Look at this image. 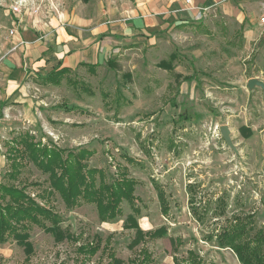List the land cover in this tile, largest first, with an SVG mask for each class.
Returning a JSON list of instances; mask_svg holds the SVG:
<instances>
[{"label": "rangeland", "instance_id": "obj_1", "mask_svg": "<svg viewBox=\"0 0 264 264\" xmlns=\"http://www.w3.org/2000/svg\"><path fill=\"white\" fill-rule=\"evenodd\" d=\"M99 1L0 0V207L12 187L23 206L49 212H35L45 227L11 221L18 234L0 243V264H174L190 253L200 264H241L206 240L236 220L264 231V41L239 47L240 30L217 13L137 34L138 45L45 83L48 61L37 67L26 52L49 43L51 20L96 14ZM45 150L58 154L53 164L77 160L95 187L132 179V203L109 221L84 199L65 208L40 165Z\"/></svg>", "mask_w": 264, "mask_h": 264}, {"label": "crops", "instance_id": "obj_2", "mask_svg": "<svg viewBox=\"0 0 264 264\" xmlns=\"http://www.w3.org/2000/svg\"><path fill=\"white\" fill-rule=\"evenodd\" d=\"M204 7L209 8L208 17L219 13L221 18L242 30L243 48L264 41V22L260 20L264 17V0H191L190 4L185 0H101L94 7L96 14L73 17L71 12L62 15L67 19L63 22L66 24L55 18L51 20L46 30L49 43L37 45V48L27 51L26 56L29 54L30 62L39 67L48 61L51 70L59 64L69 70L97 65L109 50L115 52L118 45L136 46L141 43L135 37L137 34L160 30L169 23H197L194 15ZM101 10L118 23L100 15ZM107 19L112 23L106 25ZM104 33L112 36L106 34L103 37ZM52 45L53 52L47 53L46 48Z\"/></svg>", "mask_w": 264, "mask_h": 264}, {"label": "trees", "instance_id": "obj_3", "mask_svg": "<svg viewBox=\"0 0 264 264\" xmlns=\"http://www.w3.org/2000/svg\"><path fill=\"white\" fill-rule=\"evenodd\" d=\"M203 33L207 34V32ZM238 42L239 47H242L244 43L242 30L239 32ZM65 71H68V68L61 67L59 64L57 68L52 69L45 75L43 80L47 84H58L62 77L60 75ZM185 79L190 80L191 78L186 77ZM40 157L41 160L46 159L40 165L44 172L48 173L50 185L53 191L60 196L65 208H73L81 203V199H84L86 202L95 203L97 216L100 221H109L115 219L120 213V204L123 200L130 204L132 203L136 185L132 179L125 180L122 178L121 180H115L110 185L100 183L98 187H95L93 182L88 183L85 180L84 175L80 171V166H78L79 162H76L77 160H75L77 166H74V162H62L60 160H58L57 164H53L52 157L59 159L58 154L52 153V157L50 158V153L47 150L42 151ZM56 170L60 171V173L58 174ZM94 173L95 170L93 169L87 170L89 177H92ZM151 182H154L160 211L163 215H167L168 203L165 200L164 192L157 185L156 181L151 180ZM191 188L192 186H189V189ZM3 191L9 195V198L4 208L0 207V243L4 242L7 236L18 234L11 221L17 224L29 221L40 227H45L35 212H39L42 216L49 215V212L41 210L39 207L23 206L21 190L3 187ZM188 203L193 207L194 201L191 196ZM132 210L138 212L136 207H132ZM192 214L197 220H202L195 210H192ZM236 221L231 227L221 230L218 235H215L214 239L212 236H208L206 241L215 243V246L218 248L231 249L241 264H264V231L257 230L251 234V231H253L250 225L252 223L251 220L248 222L239 220L238 223ZM149 233H151L152 238H161L164 235V230L158 229ZM94 247L88 250V252L91 254L95 253L97 248L95 247L94 249ZM79 250H83V248L80 247ZM193 256L190 253L187 258L181 260L174 257L173 262L174 264H200Z\"/></svg>", "mask_w": 264, "mask_h": 264}, {"label": "built area", "instance_id": "obj_4", "mask_svg": "<svg viewBox=\"0 0 264 264\" xmlns=\"http://www.w3.org/2000/svg\"><path fill=\"white\" fill-rule=\"evenodd\" d=\"M187 4H190L191 0H185ZM17 10V9H15ZM209 15V8L208 7H204V8H200L196 11L195 15H194V21L195 22H202L205 19H207ZM261 22H264V17H262Z\"/></svg>", "mask_w": 264, "mask_h": 264}, {"label": "water", "instance_id": "obj_5", "mask_svg": "<svg viewBox=\"0 0 264 264\" xmlns=\"http://www.w3.org/2000/svg\"><path fill=\"white\" fill-rule=\"evenodd\" d=\"M249 86H253V85H259V86H262V83L257 81V80H254V79H250L249 82H248ZM222 136L223 138L227 141L228 144H230L229 142V139H228V136H227V131L225 129L222 130Z\"/></svg>", "mask_w": 264, "mask_h": 264}]
</instances>
